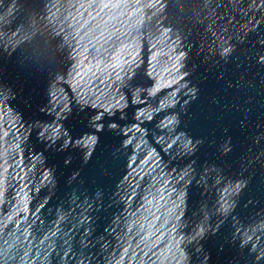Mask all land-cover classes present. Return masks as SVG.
<instances>
[{
	"label": "water",
	"instance_id": "95a60500",
	"mask_svg": "<svg viewBox=\"0 0 264 264\" xmlns=\"http://www.w3.org/2000/svg\"><path fill=\"white\" fill-rule=\"evenodd\" d=\"M0 264H264V0H0Z\"/></svg>",
	"mask_w": 264,
	"mask_h": 264
}]
</instances>
